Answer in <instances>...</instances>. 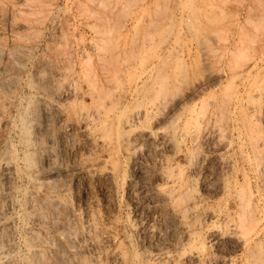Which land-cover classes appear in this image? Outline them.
Returning a JSON list of instances; mask_svg holds the SVG:
<instances>
[{
	"label": "rangeland",
	"instance_id": "374dc122",
	"mask_svg": "<svg viewBox=\"0 0 264 264\" xmlns=\"http://www.w3.org/2000/svg\"><path fill=\"white\" fill-rule=\"evenodd\" d=\"M26 1L27 2L29 1V2L26 3ZM79 1L82 4H80ZM20 3H22V5ZM88 3L89 2H87L86 0H20V2H19V0H7V1L6 0H4V1L0 0V20H1L0 24H2V22L8 23V25H6L7 23L0 25L1 27L3 26L2 28L4 30V31L2 29L0 30V62L2 61L0 64H2V63L5 64L7 62V60L11 57L10 55H12V53H14L13 57H11L12 59L11 60L9 59V61L13 62V63H11V65H9V67H7V69H6V70H8L7 72L2 73L3 71L0 70V78H2V77L3 78L4 77L5 78H13L14 77L20 81V85L18 86L20 89L17 87V92H19V93H17V92L16 93H17V96L19 98L20 97L21 98L19 99V102L17 105L20 108H23V107L25 108L31 102V104H30L31 106L29 105V111L30 112L27 113L28 115L27 114L25 115L26 120H29L28 122H32V123H30V126H33L32 128H34V125H37L38 121L40 120L39 117H41L40 112L38 113L39 110H37L38 106H36L37 105V99L36 98L38 96L37 94L38 93L41 94L42 90H44L45 86L43 84H45L47 82L45 85L48 86V81L52 82V80H56V79L60 80L62 76L64 77L66 75H67V79H73L75 77H76L75 79H82L84 76L89 75V74H91V76H93L94 74L95 75L96 74L101 75L98 77L102 78L104 80H105V78L108 80L111 79L110 85L113 86V84H120L119 89L122 90L120 93L119 89H117V90L113 89L114 91H116L113 94H116V93L117 94H124V92L127 90H132V89L134 90L135 86H136V88L141 90L140 92H142V94L144 96H147V99L151 103V105L155 104L157 102H159V104L163 103L161 100L163 97H164L163 99L166 98L165 100L167 101L168 98H170L172 100V99H176L177 97L178 98L181 96L184 97V95L186 96V95H193L194 94V96H193L194 101L192 102L193 104H190L188 107L189 108H193V107L195 108L196 114L199 116V121L201 120L200 124L205 123V122L207 123L210 121L211 124L216 126V129L220 131V134L222 136L221 137L222 139L220 138L221 141L222 142L224 141L223 143L226 142V144H228L229 147L227 149H224V151H223V148H219L218 150H213L214 154H213V151H208L206 149L204 151L202 150V152H199L200 155L203 154L202 158H204L203 159L204 162H203V165L200 167V169H198V171H197V173H199L200 175L199 174H198L199 176L197 175L198 181L195 184L197 185V187L199 186L200 189H202V190L195 187V184H194V186L192 187L193 189L189 190L191 193L189 195L195 194L194 192L196 190H197L196 193H198V191L200 190L201 192H203L205 194H209L211 196V201L209 200L207 202V204H208V207L210 208V210L212 211L213 215L215 214V217L212 215L211 219L207 221V222H209V223H207V225L209 224V226L211 228H214L217 231L220 230L221 234H222V232H223V234L225 232L223 229L227 230L229 227L232 226V224L226 223L227 221H225V223H224V221H223L224 218L220 217L221 211L223 210V206L225 204L229 203V201H230V203L232 204V211H233V215H234L235 219L237 218L236 216L239 213V205L233 203V202L238 203V200H236V198H234L235 196L232 197L233 194L234 195L236 194V192H241L242 194H244L243 196H245V198L249 197L250 193H254L255 194L254 203L255 204L257 203L256 205H258V203H259V205L257 207L260 206L258 209H260L262 207L263 210L260 209L259 211H260V213L264 214V212H263L264 211V204H263L264 203V201H263V199H264V194H263L264 193V188H263L264 183H262V181H261V180H263V182H264V179H263L264 177L263 178L261 177V179H260V177H257L254 174L255 172H252L251 167L248 165V164H251L250 159H252V158H249V156L252 157V155L250 153L251 150H249L250 143L252 142L251 139L256 137L257 135H260L261 134L260 132H264V116H263L264 115L263 114L264 113V110H263L264 109V0H121V2H120V0H97L93 4L94 6L91 3L90 4H88ZM116 3H118V4H116ZM15 4L18 6L21 5V7L25 6L24 8H22L24 10L25 14L22 12L19 14L14 8ZM87 5H88V8H87ZM8 6H10V7H8ZM9 8L11 9V11L14 10V12H9L10 11ZM90 8H91L90 13H88ZM15 11H16V13H15ZM31 11H32V13H31ZM91 12L94 15H91ZM110 13H111V15H110ZM17 16H19V17H17ZM99 16H101V17H99ZM12 17H14L15 20ZM93 18H94V20H93ZM95 19H96V21H95ZM98 19L101 22H99ZM8 20H11V21L9 22ZM12 21H13V23H12ZM16 21H17V23H16ZM94 22L97 23V26H94V25H96V23H94ZM102 22L104 24H102ZM14 23L16 25L13 28L14 29L13 30L11 28V26H9V25L14 24ZM100 23H101V25H100ZM107 23H109V24H107ZM88 24L92 25V26H88ZM99 25H100L101 29H100ZM108 25H110V27ZM8 27L11 29L8 30L9 29ZM122 27H124V28H122ZM95 28L98 31H96ZM98 28L101 30L100 32H99ZM102 28H104V29H102ZM102 30H104V31L102 32ZM101 32H102V34H101ZM112 32L114 34H112ZM98 33H100V35H102L103 38H102V36L100 37V35ZM104 36L107 40L104 38ZM107 36H108V38H107ZM24 38H26V39H24ZM97 41L98 42L100 41L101 43L100 42L99 43L101 45L100 44L98 45ZM132 41H133V43H132ZM91 42H93V43H91ZM96 43L99 47H101V50L103 51V52L102 51L100 52L101 56L105 55L104 57L107 58V59H105L104 57H102L104 62L103 61H101V62H103L104 64L99 62V61H98V63H96L97 59H95V58H97V53L94 51V48H93L94 46H97ZM111 44H113L114 46ZM129 45L133 46V49ZM83 47H84V49H83ZM129 47L132 50H135V49L136 50L132 51L130 53L131 49ZM14 48H16V49H14ZM81 48L83 50L86 49V51H88L89 54L91 53L90 55H91L92 59L90 60L91 61L90 64H93V66L92 65L88 66V64H86L87 66H83L84 68H87L86 70H84V68H83L84 71L81 70L82 66L79 63V60H80L79 58H81L80 52L82 53ZM91 48H93V49H91ZM143 48H145V50ZM123 49H124V51H123ZM138 50H139V52L141 51L142 54H141V52L139 53ZM127 51L130 54L133 53V55L129 56L130 54ZM93 53L95 54V56ZM16 54L18 55V57ZM52 55H54V56H52ZM66 55H68V56H66ZM69 55H71V56H69ZM107 55H108V57H107ZM64 56H66L65 57L66 60H65ZM16 57L20 58V59H17ZM116 57H117V60H116ZM68 58L71 59L72 62H69L70 60ZM15 60H17L19 68L15 67V66H17L16 65L17 63ZM55 60H56V62H54ZM64 60L65 61L69 60V61H67V64H70V65L68 66L66 64H62L63 62L65 63ZM45 62H46V64L44 66ZM54 63H56V64H54ZM71 63L72 64L74 63V65H73L74 67L71 66ZM75 63H76V65H75ZM61 64L65 65L66 69ZM109 64L110 65L112 64L113 66L109 67ZM128 64L131 66H129ZM152 64H154L153 67H152ZM83 65H85V64H83ZM67 66L69 68H67ZM70 66L73 70L70 69ZM80 66H81V68H80ZM63 67L66 71L63 69ZM8 68L12 69V70H10L12 72H10ZM16 68H18V69H16ZM74 68H76V69H74ZM93 68L95 71L93 70ZM111 68H112V70H111ZM69 69L72 72L69 71ZM54 70L55 71L59 70L60 73L54 72ZM63 71L65 73L66 72L67 73L65 74ZM104 71H106L107 73ZM42 73H44V75ZM61 73H62V75L60 76ZM126 73H127V75H126ZM49 74H51V75L56 74V75L51 76ZM68 74L72 78L68 77L69 76ZM73 74L74 75L76 74V75L74 76ZM56 76H57V78H56ZM18 77L21 79H19ZM52 77H53V79H52ZM112 79H113V81H112ZM129 79H131V80H129ZM135 83H136V85H135ZM41 88H43V89H41ZM37 89H40V90H38L39 92L36 91ZM113 90H112V92H113ZM196 90H198L197 93H196ZM31 91H32V93H31ZM29 92L32 94V96L30 98V102H29V98L27 97V94H30ZM158 93H160V95ZM198 94H199V97H198ZM24 95L26 96V100H25ZM22 96H23V98H22ZM44 97H43V100L45 103H47V107L49 106L48 107L49 109L57 108L56 104L52 101V99L50 97H48L46 95ZM251 97H253L252 98V99H254L253 101H252ZM259 98H262V99H259ZM248 99H249L250 103L247 102ZM33 100H35V101H33ZM45 100H47V101H45ZM255 100H258V102H256ZM202 101H203V103H202ZM198 102H200V103H198ZM34 103L36 105H34ZM246 103L248 104V106L246 105ZM32 104L34 106H36L35 107L36 109L33 107ZM209 104H210V106H208ZM250 104H252V105H250ZM256 104H257V106H256ZM249 105H250V107H249ZM258 106H259V108H258ZM133 107H136V106H133ZM204 107H206V108L204 109ZM30 108H32V109H30ZM160 108H161L160 109L161 111L159 112V115L157 117L158 119L156 118L157 120H155V119L151 120L150 124L152 126L149 124V127L151 126L152 128L151 127L150 128L152 130H154L156 128L154 131L155 133L158 132L157 127H160V126H162V127L158 128L159 131L162 130L163 132L165 131V132H168L170 134L171 133L170 131L172 130V133L175 135V139L178 142L183 141L185 148H186V146L190 147L191 136L183 137L184 138L183 139L179 135L182 133V131L185 128L188 127L187 119H186L187 113L186 114L184 113V115L179 114L177 116L175 112H172V113H175V114H172L170 112L169 108L167 109V107H165V105L164 106L160 105ZM163 108H165L166 110ZM198 108H202V109H200L201 111ZM162 109H163V111H162ZM246 109H248L247 110L248 112L246 111ZM221 110H223V111L221 112ZM197 111H199V112H197ZM250 111L252 113H250ZM261 111H262V113H261ZM162 112H163V114H162ZM241 113L245 116L241 115ZM248 113L250 116L249 115L246 116V114H248ZM253 113L256 115H254ZM32 114H33V116H32ZM38 114L40 115L39 117H38ZM204 114H206V115H204ZM212 114H213V116H211ZM166 116H168L169 118H167ZM174 116H175V118H174ZM239 116H241V117H239ZM258 116H260V118H262V119H260ZM162 117H164V118H162ZM249 117H251L253 119H251ZM255 117H257V118H255ZM30 118L32 119V121L30 120ZM161 118L164 120H162ZM210 118H213V119H210ZM168 119H170L169 122H168ZM216 119L219 121H214ZM220 119H221V121H220ZM238 119L240 122L238 121ZM241 119H243V120H241ZM244 119H246V120H244ZM166 120L168 123H166ZM176 120L177 121L180 120V121L177 122ZM235 120H237V122ZM250 120L252 122L254 120L256 125H254V123H251ZM157 121H158V123H157ZM223 121H224V124H222ZM241 121H243V123ZM166 124H167V126H166ZM241 124H243L244 128L241 127L242 126ZM250 124H251L253 129H251ZM156 125H157V127H156ZM222 125L224 126L223 128H221ZM247 126H248V128H247ZM249 126H250V128H249ZM255 126H257L258 128ZM61 127L59 128L58 131H60L59 134L62 133L61 135H63V136L58 141H57V139H59V137L55 138L56 143H59V146L56 144L57 149L55 146L54 150L56 149L57 151L56 150L55 151L57 153H59V154L61 153V157H63V158H61L62 162L60 160L58 161V163L60 165H58V163H57V165L55 164L51 168H54V166H55V168H57V167L58 168L59 167L64 168L66 166V164L68 163V165H67L68 167L67 166L66 167L72 171L69 172V169H66V171H63V172H53L54 174L53 173L47 174L46 180L50 179L48 181H50L52 183H54V181H55L56 183H54V184H61V183L64 185L67 184V185H65L66 189H67V198H66L67 199V206H68L67 216H68V213L70 216V217L68 216L69 220H67V221H68V223L71 222L70 224H68V228L72 227L73 229L74 228L76 229V230L74 229V231H73L72 228H69V231H73V232L77 231L78 233H80V231L83 230L82 229L83 227L81 228L82 217L84 216V214L87 210L93 211L94 216L96 214L97 215L99 214L98 216L97 215L95 216L98 221H99V219L101 220V218H102V220H101L102 222L99 221L100 222L99 228L97 229L98 233L95 232L94 234L96 236L98 235L99 238L100 237L106 238L109 236H110V238L115 237V239L114 238L111 239L113 241L112 242L113 245L111 246V250H113V248L115 249L116 246L124 243L123 246L125 248L127 247L126 249L129 252L133 251V250L134 251L138 250L139 252L137 251V253L139 255L141 254L140 257L144 258V259H148V258L150 259L152 252H153V254H155V253L156 254L152 255L151 258L155 257L156 255L166 254L167 252L168 253H176L177 249H178V251L185 250L186 252L183 255L184 258H183V256H181V258H179V262H178L179 264H183V262L185 261L186 255L188 253H190V252H188L189 246L186 244V242L184 240L180 241L181 239H183L182 238L183 237L182 232L180 231L181 228L178 226L176 221L174 219H172L173 217L172 216L169 217L170 214H168L165 210H163L161 212L158 211L157 206L159 205V202H157V201H160V199L156 196V194L154 193V191L151 187L152 186L151 181L154 180L153 175L155 174V172L159 168V163H160L159 161H160L161 154L165 155V153L168 151V150H163V152L165 151L163 153L162 150L160 149V147L159 148L157 147V146H159V142H160L159 137L160 136L156 134V136H155L156 139L153 136V138L156 140V143L154 140H152L151 144H150L152 146H150V147L145 146L144 147V148H146V150L144 148H141L142 150L140 149V150H137L135 152L133 149H131V151L129 153H127V152L124 153L125 150L121 151V155L124 156L123 157L124 159L120 155V157H119L120 159H119V162L117 163V165H118V169H119L121 176H124V178H125V185L121 186L120 187L121 189L118 188L119 189L118 190L112 183H107L109 181H107L106 179H101V178H99V176H94V175L92 176V175H88L87 173H84V171L82 169L85 168L84 167L85 163H86V166L89 165L87 163H90V164H91V162L95 163L97 158L100 155L97 154L98 156H96L95 151L88 149L87 146H81L79 144L78 138L76 136L66 135L65 131H63V130H65V127L64 126H61ZM163 127H164V129H163ZM217 127L220 129H218ZM170 128H171V130H170ZM254 129H256V130L254 131ZM221 131H222V133H221ZM223 132H224V134H223ZM248 132L250 133V135ZM254 132H257L258 134L254 133ZM244 134H246V135L244 136ZM239 135H241V136H239ZM66 136H68L69 138H67ZM71 138L73 139V142H72ZM62 139H63V141H62ZM180 139H183V140H180ZM185 139H187V140H185ZM226 140L229 142H227ZM239 140H240V143L242 142L241 143L242 147H241V144H238ZM243 140L244 141L246 140V141L244 142ZM60 142H61L62 147L60 145ZM66 142H67V144H66ZM231 143H233V144H231ZM68 144H69V148L67 147ZM70 144H71V146H70ZM73 144H75V145L73 146ZM63 145H64V147H63ZM153 146H154V148H151ZM234 146H235V148H234ZM244 147H246V148H244ZM65 148L67 149V151ZM62 149H64V151ZM229 149H231V150H229ZM147 150H149V151H147ZM157 150L159 152L160 151L161 152L159 153ZM182 150L185 153V149L183 148V144H182ZM234 150H235V152L233 154ZM72 151H74V152L76 151V153H73L71 155L73 158H71V156H69V153H68V152H70V154H71ZM91 151L93 152V154ZM44 152L42 151V154H41V151L39 153H37L38 156L36 155L37 157H35L36 162H38L40 164L42 163V161L44 160V159L42 160V158H44L46 156V152L45 153ZM63 152H65L64 155H63ZM143 152L144 153L147 152V153L144 154ZM240 152H243V153H240ZM245 152H247V153H245ZM132 153H133V155H132ZM184 153L181 152V155H183ZM227 153H229V154H227ZM90 154H92V155H90ZM124 154L125 155L127 154V155L125 156ZM167 154L169 156V155H171V152L168 151V153H166V155ZM204 154H205V156H204ZM206 154H207V156H206ZM239 154L240 155L243 154V156L240 157ZM77 155H79V156L83 155V156L79 157ZM131 155L133 157H131ZM218 155H219V158H218ZM225 156H226V160H225ZM246 156L248 157V159H246L247 158ZM87 157H88V159H87ZM182 157L185 158V154ZM77 158H79L82 162L78 161L79 159L77 160ZM221 158L225 161V163H223L224 161L221 162L222 161ZM39 159H41V160H39ZM62 159L65 161L63 162ZM67 159H68V162H67ZM147 159L148 160L150 159V160L148 161ZM151 159H152V161H151ZM154 159H155V161H154ZM135 160H137V162ZM248 160H250V161H248ZM83 162H84V164H83ZM147 162H149V163H147ZM229 162H230V164H229ZM248 162H250V163H248ZM80 163H82L83 165H81ZM75 164H77V165H75ZM151 164H153V165H151ZM237 164H239V165H237ZM71 165H72V168H71ZM186 165H188V163L185 160L183 162L182 166L185 169L184 175L188 176L191 174L192 170H188V169H191V166H189V165L186 166ZM219 165H220V168L222 166L221 169L219 168ZM223 165H224V167H223ZM225 165H227V166H225ZM234 165H236V166H234ZM76 166H78L79 168H77ZM210 166H211V168H210ZM242 166H243V168H242ZM125 167H127V168H125ZM238 167H239V169H238ZM76 168H77V170H76ZM154 168H155V170H154ZM186 168H187V170H186ZM248 168H249V170H248ZM79 169H81V170L79 171ZM145 169L147 171L149 170L148 171L149 173ZM222 169H224V170H222ZM226 169H227V172H226ZM233 169L235 170V173H234ZM46 170H47V168H46ZM48 170H50V169H48ZM140 170H141V173H140ZM231 170H233V171H231ZM152 171H154L153 175H152ZM247 171H249V172H247ZM25 172L28 173L29 171L25 170ZM72 172H75V173L73 174ZM77 172H79V173H77ZM221 172H223V175ZM138 173H139V175H138ZM147 173H148V175H147ZM202 173H204V174H202ZM245 173H246V175H245ZM217 174H218V177L216 176ZM227 174H228V176L230 174V179H229V177H227ZM73 175H75V177ZM82 175L83 176L85 175L84 178ZM18 176L19 177H16L18 184L21 182V183L29 186L30 188L32 187L31 186L32 183H30L31 180L28 178L27 175H25L24 173L23 174L21 173ZM137 176L138 177L142 176L144 178H142V177L138 178ZM234 176H236V177H234ZM246 176H247V178H246ZM56 177L58 179H55ZM96 177H98V178H96ZM231 177H233V178H231ZM224 178L226 179V181L224 180ZM241 178H243V179H241ZM245 178L248 180H245ZM22 179H25V180H23L24 182L22 181ZM28 179L30 182L28 181ZM227 179H228V181H227ZM236 179L238 181H241V183L238 182ZM258 179L260 180V182ZM60 180H61V183H60ZM145 180H147V181H145ZM230 180H232V181H230ZM235 180L238 183L235 182ZM254 180H256V181H254ZM201 181H202V183H201ZM222 181H225L226 183H228V185H229L228 190H230L229 191L230 194L228 192H226V190H224V191L222 190V187L220 185L222 183ZM28 182H29V184H28ZM216 182H218L219 184ZM148 183H149V185H148ZM206 183H207V185H206ZM130 184L131 185L133 184L132 185L133 187ZM243 184H245L246 186L245 185L243 186ZM253 184L255 187L253 186ZM135 186H137V187H135ZM209 186H211V187H209ZM248 186H249V188H248ZM212 187L216 188V189H214V191H213ZM236 187H240L239 191H238V188H236ZM252 187H254V188L252 189ZM44 189L45 188H43V190ZM241 189L244 191L242 192ZM144 190H146V191H144ZM214 192L219 193L223 196H221L219 194H215ZM256 192H258V193H256ZM49 193L50 192L47 191V196H48V198H51V194H49ZM68 193H70V194H68ZM143 193H145V194H143ZM13 194L15 195L16 191H14ZM147 194L148 195L150 194L148 198H150L152 196L150 198V201L146 197ZM261 195H262V197H261ZM142 196H144V197H142ZM226 196L228 198H226ZM257 196H259V197H257ZM221 198H223V200ZM151 199H152V201H151ZM224 200H226V202H224ZM212 201L214 204L212 203ZM47 203L48 202H46V204ZM210 203L212 205H210ZM46 206H47L46 207L47 210L46 209H45V211L43 210V212H45L44 215L41 214V212H39V211H38V213H37V211L31 212L32 213V214L30 213L31 216L28 215V217L26 218L27 220L25 222L27 224H25V222H21V220H18V219L15 220L14 224H15L16 228L13 229L14 235L19 232L18 234L15 235V240H14L15 242L13 243V247H15L13 249L15 251L18 250L17 255L16 256L14 255L15 257H17L18 254H20V253H21L20 254L21 256H23L25 254H26L25 256H28L27 255L28 253L26 252V249H25L26 247L24 245L25 239L27 238L28 240L30 239L29 240L30 242H32L35 239V241H33L34 245H31L33 242L30 243V245L33 247H36L38 250H41V252L43 253V255L40 256L43 258L39 257V259H38L39 261H41V263L39 262L38 264H46L47 262L52 263V262H54V260H56L55 250L57 249V246L59 245V243H63L62 241H64V239L62 238L63 236L61 237L60 236L61 234H59L55 230L56 227L52 224L51 219H52V215L55 212L52 211L48 205H46ZM154 206H156V210L158 212L155 211ZM236 206L238 209L236 208ZM71 207L73 210L74 209L75 210L73 211L71 209ZM84 208H86V209H84ZM49 211L52 213H50ZM162 212L167 213L168 214V215L166 214L167 217ZM240 212H241V210H240ZM48 213L51 214L50 215L51 218L49 215H47ZM76 213H77V216H76ZM263 214H261V215L263 216V223L262 224L264 225V215ZM55 215L57 216V213H55ZM72 215H74V216H72ZM78 215H79L80 219L78 218ZM153 215H155V217ZM161 215H163V216H161ZM44 216H46V217L43 218ZM53 217H54V215H53ZM68 217H67V219H68ZM97 217H100V218H97ZM160 217L161 218L164 217V218L160 219ZM38 218H40V219H38ZM165 218H167V219H165ZM218 218H220V219H218ZM47 219L51 223L46 221ZM164 219L166 221H163ZM221 219H222V221H220ZM153 220H155V221H153ZM160 220H162V221H160ZM173 220H174V222L172 223ZM135 221L138 223L135 224L136 223ZM7 222L9 224L12 223L11 221H7ZM105 222L107 224H105ZM108 222H110V224ZM128 222H129V224H128ZM212 222H214V223H212ZM216 222H218L219 224H217ZM132 223L135 225L136 228L133 227L134 225ZM111 224H112V226H111ZM222 224L225 225L224 228H222L224 226ZM100 225H103V226L100 228ZM76 226H78V227H76ZM157 226H159V227H157ZM215 226L217 229L215 228ZM150 227L151 228L154 227L153 228L154 230L151 229L153 231L150 230V232H148ZM44 228H45V230H44ZM99 229L101 231L107 230L108 232L104 231L102 234V232ZM141 229H143V231ZM159 229H160V231H159ZM69 231H67V235H68ZM139 232H140V235H138ZM145 232H148V233H145ZM106 233H107V235H106ZM109 233L112 235V237ZM144 233L146 234V236ZM149 234L151 237L147 236ZM152 234L154 237L152 236ZM103 235L104 236L106 235V236L104 237ZM178 235H181L180 238ZM5 236H6V234H3L4 238H5ZM16 236L19 237L20 240L18 238H16ZM34 236H36V237L34 238ZM138 236L141 238H139ZM116 238H118V239H116ZM138 238H139V240H138ZM204 239H205V243H207V245H208L207 239L206 238H204ZM44 240H45V242H44ZM48 240L50 242H48ZM38 242H40V244L43 243V245L42 244L39 245ZM53 242H56V244H54ZM226 242H227V244H226ZM44 243L45 244L47 243V244L45 245ZM175 243H178V244H176L177 246L175 245ZM35 244H36V246H35ZM48 244L51 245V247H49ZM130 244L132 247L130 246ZM54 245H56V246L54 247ZM69 245L70 244H68V242H67V247L65 246L66 248H64L65 252L62 251V254L59 256L60 262L63 264H73V263L75 264L77 262V264H78L79 262L75 258L76 251H75V249H73ZM134 245L136 247H134ZM225 245H227V246H225ZM232 245L234 248L232 247ZM18 246H20V247H18ZM186 246H188V247H186ZM39 247H40V249H39ZM41 247H42V249L44 248L43 251H42ZM16 248H18V249H16ZM185 248H187V250ZM221 248H223V249H221ZM155 249L157 251H155ZM172 249H174V252H172L173 251ZM213 249H214V251H213ZM217 249L208 247V251L210 250L209 253L212 252L211 254H213V252H216V254L219 253L218 255H221V254L225 255V256H223V255H221V256L225 257L226 259L228 258L226 261L227 264L229 263V261L231 259H234L235 257L237 258L242 254V250H240L241 248H239L234 241H230V240H227L224 243H222L220 246H218ZM228 249L230 251H232L233 253L230 252ZM233 249H236V250H233ZM166 250H168V251L166 252ZM66 251H67V254H66ZM162 251H163V253H160ZM222 251H223V253H222ZM71 252H73V255ZM229 252L231 253V255ZM50 253L52 255H50ZM53 253H54V255H53ZM142 255H143V257H142ZM25 256H23L21 258V260L19 259V261H20L19 264H27ZM73 256L75 259L73 258ZM40 259H42V260H40ZM226 263H222V264H226ZM107 264H110V260L108 261ZM200 264H202V263H200ZM203 264H205V263H203Z\"/></svg>",
	"mask_w": 264,
	"mask_h": 264
},
{
	"label": "bare ground",
	"instance_id": "6f19581e",
	"mask_svg": "<svg viewBox=\"0 0 264 264\" xmlns=\"http://www.w3.org/2000/svg\"><path fill=\"white\" fill-rule=\"evenodd\" d=\"M4 1V0H3ZM7 1V0H6ZM87 2H89L88 4H94L97 0H86ZM20 2V0H19ZM29 2V1H28ZM26 1V3H28ZM52 2V1H51ZM85 2V1H84ZM121 2V0H120ZM11 3V2H10ZM33 3V2H32ZM31 3V4H32ZM80 3V1H79ZM22 5V3H20ZM30 4V3H29ZM82 4V3H80ZM118 4V3H116ZM15 4V10L20 14L21 12L24 13V10L21 7ZM27 5V4H26ZM37 5V4H36ZM85 5V4H84ZM98 5V4H97ZM11 6V5H10ZM8 6V7H10ZM14 6V5H13ZM50 6V5H49ZM86 6V5H85ZM94 6V5H93ZM35 7V6H34ZM38 7V6H37ZM27 8V7H26ZM31 8V7H30ZM88 8V5H87ZM45 9V8H44ZM118 9V8H117ZM9 12H14L11 11V9L9 8ZM28 10V9H27ZM31 10V9H30ZM91 8L89 9L90 13ZM15 11V13H16ZM34 11V10H33ZM43 11V10H42ZM93 11V10H92ZM94 12V11H93ZM8 13V12H7ZM32 13V11H31ZM48 13V12H47ZM145 13V12H144ZM4 14V13H3ZM14 14V13H13ZM25 14V13H24ZM97 14V13H96ZM9 15V14H8ZM22 15V14H21ZM39 15V14H38ZM47 15V14H46ZM91 15L92 14L91 12ZM107 15V14H106ZM111 15V13H110ZM26 16V15H25ZM24 16V17H25ZM48 16V15H47ZM88 16V15H87ZM6 17V16H5ZM19 17V16H17ZM21 17V16H20ZM27 17V16H26ZM93 17V16H92ZM91 17V18H92ZM101 17V16H99ZM135 17V16H134ZM141 17V16H140ZM14 19V17H12ZM42 18V17H41ZM90 18V17H89ZM95 18V17H94ZM93 18V20H94ZM8 19V18H7ZM17 19V18H16ZM103 19V18H102ZM15 20V19H14ZM34 20V19H33ZM45 20V19H44ZM107 20V19H106ZM9 22L11 20H8ZM36 21V20H35ZM38 21V20H37ZM96 21V19H95ZM99 21V19H98ZM97 21V22H98ZM109 21V20H108ZM112 21V20H111ZM123 21V20H122ZM1 22V20H0ZM101 22V21H99ZM124 22V21H123ZM7 23V22H4ZM2 22V24H4ZM13 23V21H12ZM17 23V21H16ZM38 23V22H37ZM96 23V22H94ZM125 23V22H124ZM129 23V22H128ZM0 24V25H2ZM10 24V23H9ZM19 24V23H18ZM25 24V23H24ZM40 24V23H39ZM102 24H104L102 22ZM109 24V23H107ZM137 24V23H136ZM8 25V23L6 24ZM15 23L11 24L9 26H11V28L13 29L15 27ZM20 25V24H19ZM36 25V24H35ZM101 25V23H100ZM99 25V27H100ZM126 25V24H125ZM22 26V25H21ZM27 26V25H26ZM88 26H92L89 25ZM87 26V27H88ZM97 26V23L96 25ZM93 26V27H94ZM103 26V25H102ZM110 27V25H108ZM107 26V27H108ZM112 26V25H111ZM3 27V26H2ZM0 26V30L2 28ZM25 27V26H24ZM28 27V26H27ZM114 27V26H113ZM118 27V26H117ZM125 27V26H124ZM122 27V28H124ZM9 28V27H8ZM11 28H9L8 30H10ZM29 28V27H28ZM92 28V27H91ZM90 28V29H91ZM105 28V27H104ZM102 28V29H104ZM116 28V27H115ZM121 28V29H122ZM93 29V28H92ZM96 29V28H95ZM94 29V30H95ZM99 29V28H98ZM101 29V27H100ZM99 29V32L101 31ZM113 29V28H112ZM120 29V30H121ZM126 29V28H125ZM14 30V29H13ZM4 31V30H3ZM96 31H98L96 29ZM104 30H102L103 32ZM106 31V30H105ZM117 31V30H116ZM14 32V31H13ZM16 32V31H15ZM30 32V31H29ZM101 32V34H102ZM132 32V31H131ZM97 33V32H96ZM111 33V32H110ZM34 34V33H33ZM100 35V33H98ZM112 34H114L112 32ZM18 35V34H17ZM97 35V34H96ZM98 35V36H99ZM109 35V34H108ZM13 36V35H12ZM102 35H100L101 37ZM118 36V35H117ZM33 37V36H32ZM94 37V36H93ZM103 38V36H102ZM101 38V39H102ZM105 38V36H104ZM108 38V36H107ZM129 38V37H128ZM23 39V38H22ZM26 39V38H24ZM100 39V38H99ZM98 39V40H99ZM106 39V38H105ZM104 40V39H103ZM107 40V39H106ZM105 40V41H106ZM113 40V39H112ZM101 41V40H100ZM99 41V42H100ZM14 42V41H13ZM98 42V41H97ZM98 42V45L101 43ZM103 42V41H102ZM109 42V41H108ZM112 42V41H111ZM15 43V42H14ZM13 43V44H14ZM93 43V42H91ZM133 43V41H132ZM27 44V43H26ZM17 45V44H16ZM95 45V44H94ZM97 45V43H96ZM94 46V51L97 53V62H101L103 61L102 57H104L103 55L101 56L100 52L101 47L99 46ZM101 45V44H100ZM113 45V44H111ZM132 45V44H131ZM137 45V44H136ZM15 46V45H14ZM83 46V45H82ZM110 46V45H109ZM114 46V45H113ZM130 46V45H129ZM142 46V45H141ZM20 47V46H19ZM107 47V46H106ZM133 49V46H130ZM129 47V48H130ZM11 48V47H10ZM66 48V47H65ZM91 48V49H93ZM109 48V47H108ZM123 48V47H122ZM2 49V48H1ZM12 49V48H11ZM16 49V48H14ZM13 49V50H14ZM82 49V48H81ZM84 49V47H83ZM81 50L82 53L80 52L81 58H79V63L82 66L83 70V66H87L86 64H88V66L93 64H90V60L92 59L91 57V53L89 54L88 51L85 50ZM88 49V48H87ZM131 49V48H130ZM129 49V50H130ZM130 51V53L132 50ZM145 50V48H143ZM153 49V48H152ZM20 50V49H19ZM89 50V49H88ZM127 50V49H126ZM10 51V50H9ZM23 51V50H22ZM124 51V49H123ZM170 51V50H169ZM16 52V51H15ZM67 52V51H66ZM73 52V51H72ZM90 52V51H89ZM93 52V51H92ZM94 52V53H95ZM103 52V51H102ZM107 52V51H106ZM128 52V51H127ZM139 52V50H138ZM141 52V51H140ZM139 52V53H140ZM152 52V51H151ZM12 53V52H11ZM19 53V52H18ZM17 53V54H18ZM52 53V52H51ZM93 53V54H94ZM124 53V52H123ZM122 53V54H123ZM129 53V52H128ZM129 53V54H130ZM135 53V52H134ZM6 54V53H5ZM13 54L10 55L11 57H13ZM16 54V55H17ZM23 54V53H22ZM27 54V53H26ZM29 54V53H28ZM65 54V53H64ZM103 54V53H102ZM110 54V53H109ZM121 54V53H120ZM127 54V53H126ZM128 54V55H129ZM142 54V52H141ZM144 54V53H143ZM19 55V54H18ZM17 55V57H18ZM112 55V54H111ZM119 55V54H118ZM133 55L130 54L129 56ZM54 56V55H52ZM56 56V55H55ZM68 56V55H66ZM64 56V58L66 57ZM71 56V55H69ZM95 56V54H94ZM110 56V55H109ZM9 57V56H8ZM9 58L10 60L12 58ZM16 57V58H17ZM21 57V56H20ZM75 57V56H74ZM108 57V55H107ZM113 57V56H112ZM7 58V57H6ZM48 58V57H47ZM60 58V57H59ZM58 58V59H59ZM71 58V57H70ZM105 59H107L106 57H104ZM160 58V57H159ZM9 59L7 60V62L5 64H0V70L4 72H7L8 70L7 67H9V65H11ZM20 59V58H17ZM57 59V60H58ZM61 59V58H60ZM69 59V58H68ZM94 59V60H95ZM104 59V60H105ZM132 59V58H131ZM63 60V59H62ZM66 60V58H65ZM64 60V61H65ZM70 60V61H69ZM67 61L72 62L71 59H69ZM114 60V59H113ZM117 60V57H116ZM138 60V59H137ZM13 61V60H12ZM17 63V60H15ZM41 61V60H40ZM43 61V60H42ZM53 61V60H52ZM67 61H65V63L61 62L62 64H66V65H70L67 64ZM109 61V60H108ZM112 61V60H111ZM130 61V60H129ZM136 61V60H135ZM162 61V60H161ZM2 62V61H1ZM0 62V63H1ZM48 62V61H47ZM56 62V60L54 61ZM104 62V61H103ZM101 62V63H103ZM124 62V61H123ZM259 62V61H258ZM93 63V62H92ZM122 63V62H121ZM128 63V62H127ZM126 63V64H127ZM149 63V62H148ZM164 63V62H163ZM162 63V64H163ZM46 62L44 63L45 66ZM56 64V63H54ZM61 64V65H62ZM85 64V65H83ZM104 64V63H103ZM108 64V63H107ZM124 64V63H123ZM158 64V63H157ZM18 67V63L16 64ZM40 65V64H39ZM60 65V64H59ZM74 63H71V66H73ZM76 65V63H75ZM99 65V64H98ZM101 65V64H100ZM129 65V64H128ZM143 65V64H142ZM154 64H152L153 67ZM65 67V65H62ZM67 66V68H69ZM70 66V69H72ZM80 66V68H81ZM104 66V65H103ZM113 66L112 64H109V67ZM131 66V65H129ZM157 66V65H156ZM23 67V66H22ZM63 67V69H64ZM74 67V66H73ZM96 67V66H95ZM94 67V68H95ZM101 67V66H100ZM133 67V66H132ZM19 68V67H18ZM16 68V69H18ZM57 68V67H56ZM93 68V70H94ZM116 68V67H115ZM119 68V67H118ZM9 71L12 70L10 68H8ZM15 69V68H14ZM50 69V68H49ZM52 69V68H51ZM58 69V68H57ZM62 69V68H61ZM62 69V70H63ZM66 69V67H65ZM64 69V70H65ZM69 69V71H71ZM76 69V68H74ZM87 68H84V70H86ZM102 69V68H101ZM143 69V68H142ZM6 70V71H5ZM73 70V69H72ZM83 70V71H84ZM92 70V71H93ZM103 70V69H102ZM112 70V68H111ZM115 70V69H114ZM245 70V69H244ZM66 71V70H65ZM68 71V70H67ZM75 71V70H74ZM73 71V72H74ZM82 71V72H83ZM88 71V70H87ZM90 71V70H89ZM95 71V70H94ZM93 71V72H94ZM99 71V70H98ZM108 71V70H107ZM12 72V71H10ZM52 72V71H51ZM54 72H59L55 71ZM64 72V71H63ZM62 72V73H63ZM72 72V71H71ZM97 72V71H96ZM95 72V73H96ZM103 72V71H102ZM106 72V71H104ZM112 72V71H111ZM125 72V71H124ZM142 72V71H141ZM62 73L60 74V76L62 75ZM65 73V72H64ZM67 73V72H66ZM65 73V74H66ZM85 73V72H84ZM107 73V72H106ZM255 73V72H254ZM7 74V73H6ZM44 75V73H42ZM77 74V73H76ZM75 74V75H76ZM101 74V73H100ZM235 74V73H234ZM51 75V74H49ZM53 75V74H52ZM51 75V76H52ZM56 75V74H55ZM53 75V76H55ZM69 75V74H68ZM74 75V74H73ZM74 75V76H75ZM83 75V74H82ZM86 75V74H85ZM104 75V74H103ZM107 75V74H106ZM127 75V73H126ZM239 75V74H238ZM241 75V74H240ZM2 76V75H1ZM59 76V75H58ZM98 76L101 75H93L91 76V74L84 76L82 79H67V75L66 76H62L60 80H57V76H56V80H52V82L48 81V86L43 84L44 90H42V93H38L40 89H37L36 91H38L36 94L37 96V105L34 103V105L38 106L37 110L38 113L40 112L41 117H39L40 115L38 114V117L40 118V120L38 121L37 125H34V128H32L33 126H30V123L32 122H28L29 120H26L25 115L30 112L29 111V105L31 104L30 102V98L32 96V91L30 94H27V97L29 98V102L30 104L28 106H26L25 108H20L18 107V102H19V98L17 96V87L20 85V81L17 78H0V264H19V259L21 260V258L23 256H21L20 254H18L17 257H15L17 255V251H15L13 248V243L15 242V235L18 234L16 233L14 235L13 229H15V220H21V222H25L30 215L31 212L33 211H38L41 212V214L44 215L45 212H43V210L45 211L46 209V205H48L52 211H54L55 213H57V216L55 215V213L52 215V224L56 227V231L61 234L60 236L64 239V241H62L63 243H59V245L57 246V249L55 250V258L56 260H54V262L52 263H46V264H63L60 262L59 256L62 254V251H64V248L67 247V242L68 244H70L69 246H71L73 249H75L76 254H75V258L76 260L79 262L78 264H107L108 261L110 260V264H179V258H181V256L184 255V253L186 252L185 250L182 251H176V253H168L166 250V254H161V255H156L155 257L151 258L153 254L150 256V259H144L141 258V254L139 255L137 253V251L133 250V251H128L122 243L118 246L115 247V249L113 248V250H111V246L113 245V241L111 240L112 238L115 239V237H106V238H102V237H98V235L96 236L94 233L97 232V229L99 228V221L101 220L99 219V221L96 219V215L94 216V212L93 211H89L87 210L84 214V216L82 217V226L81 228L83 230L80 231V233H78L77 231L73 232L74 229L72 227L73 231H69L68 228V224H70L71 222L68 223L67 220H69V213L67 216V211H68V206H67V189L66 186L67 184H62L61 180L60 183L61 184H54L56 183L54 181V183L46 180L47 174H51L53 172H63L66 171V169L68 166V163L66 164V166L64 168H51L53 165H57L58 161H61V153H57L56 149L57 146L56 144L59 146V143H56L55 138L59 137L58 140H60V138H62L63 135L59 134L60 131L59 128L61 126L65 127V133L66 135L69 136H76L78 138V142L81 146H87L88 149H91L93 151H95V155L98 156L97 154H99L100 156L97 158L96 162L92 163H87L89 165L86 166L85 163V168L82 169L84 171V173H87L88 175H94V176H99V178L101 179H106L107 183H112L117 189L120 188L121 186L125 185V178L124 176H121L119 169H118V165L117 163L119 162V157L121 155V151L125 150L124 153H129L131 151V149H133L135 152L137 150H140L141 148H144L145 146L150 147L152 145L151 141L154 140L156 143V134L159 135L160 137V142H159V146H157L158 148L160 147V149L162 150H168L169 152H171V155L168 156V154L166 155V153H168V151L165 153V155L161 154L160 157V163H159V168L157 169V171L155 172V174L153 175L152 171V175L154 176L153 179L151 181L152 183V189L154 191V193L156 194V196L160 199L159 205L157 206L158 211H163L165 210L168 214H170L169 217H173L172 219H174L176 221V223L178 224V226L181 228V232L183 235V239H181L180 241L184 240L186 242V244L189 246V251L190 253H188L185 257V261L183 262V264H200V263H205V264H222V263H226L227 259L221 255L216 254V252H213V254L209 253L210 250L208 251V247L209 248H215L217 249L218 246H220L222 243H224L227 240L230 241H234L237 246L239 248H241L240 250H242V254L239 257H235L234 259H231L229 261L228 264H264V225L263 223V216L260 213V209H262V207L260 209H258L259 207H257L259 205H256L254 203V198H255V194L254 193H250L249 197L243 196L244 194H242L241 192H236V194L232 197L236 198V200H238L237 202H233L235 204L239 205V213L237 214V218L235 219L234 215H233V211H232V204L227 203L223 206V210L221 211V216L224 218V223L225 221H227L226 223H230L232 224L231 227H227L225 229H223L225 232L223 234L220 233V230L217 231L214 228H211L209 226V224L207 225L208 220L211 219L213 213L210 210V208L208 207L207 202L210 200L211 201V196L209 194H205L203 192H201L200 187L195 184L198 181V176L200 175L199 173H197L198 169H200V167L203 165L204 162V158L203 154L200 155L199 152H202V150L204 151L205 149L208 151H213V150H218L219 148H223L227 149L229 147L228 144L223 143L221 141V134L220 131L216 129V126H214L213 124L209 122H205L200 124L199 121V116L196 114V110L195 108H189L188 106L190 104H193L192 102L194 101V94L193 95H184L181 97H177L176 99H170L168 98L167 101L165 99H161L163 103L159 104V102L152 104L148 101L147 96H144L142 94V92H140L141 90H139L138 88H136L133 90H127L124 92V94H113L114 91L113 89H119L120 84H113V86L110 85V80L111 79H102L99 78ZM105 76V75H104ZM122 76V75H121ZM38 77V76H37ZM50 77V76H49ZM68 77H71L70 75ZM78 77V76H77ZM117 77V76H116ZM128 77V76H127ZM233 77V76H232ZM237 77V76H236ZM19 78V77H18ZM59 78V77H58ZM72 78V77H71ZM109 78V77H108ZM238 78V77H237ZM21 79V78H19ZM53 79V77H52ZM131 80V79H129ZM137 80V79H136ZM113 81V79H112ZM44 82V81H43ZM133 82V81H132ZM40 83V82H39ZM119 83V82H118ZM123 83V82H122ZM263 84V83H262ZM110 85V86H109ZM123 85V84H122ZM131 85V84H130ZM136 85V83H135ZM30 86V85H29ZM47 86V87H46ZM33 87V86H32ZM36 87V86H35ZM138 87V86H137ZM141 87V86H140ZM195 87V86H194ZM246 87V86H245ZM19 88V87H18ZM38 88V87H37ZM20 89V88H19ZM43 89V88H41ZM128 89V88H127ZM141 89V88H140ZM196 89V88H195ZM204 89V88H203ZM250 89V88H249ZM113 90V92H112ZM120 90V89H119ZM200 90V89H199ZM261 90V89H260ZM44 91V92H43ZM122 90H120L121 93ZM179 91V90H178ZM198 90H196L197 93ZM17 92V93H16ZM158 92V91H157ZM199 93V92H198ZM34 94V93H33ZM160 95V93H158ZM172 94V93H171ZM201 94V93H200ZM248 94V93H247ZM260 94V93H259ZM258 94V95H259ZM48 96L52 99V101L56 104L57 108H51L49 109L47 107V103L44 102L43 97L44 96ZM164 95V94H163ZM180 95V94H179ZM252 95V94H251ZM250 95V96H251ZM25 96V95H24ZM196 96V95H195ZM159 97V96H158ZM157 97V98H158ZM199 97V94H198ZM254 97V96H253ZM251 97V99L253 98ZM23 98V96H22ZM45 98V97H44ZM47 98V97H46ZM197 98V97H196ZM248 98V97H247ZM250 98V97H249ZM160 99V98H159ZM158 99V100H159ZM226 99V98H225ZM237 99V98H236ZM250 99V100H251ZM256 99V98H255ZM262 99V98H259ZM25 100H26V96H25ZM164 100V101H163ZM239 100V99H238ZM246 100V99H245ZM254 99H252L253 101ZM35 101V100H33ZM47 101V100H45ZM256 102H258V100H255ZM51 102V101H50ZM197 102V101H196ZM244 102V101H243ZM249 102V99L248 101ZM261 102V101H260ZM33 103V102H32ZM52 103V102H51ZM200 103V102H198ZM203 103V101H202ZM250 103V102H249ZM252 103V102H251ZM135 104V105H134ZM205 104V103H204ZM244 104V103H243ZM242 104V105H243ZM260 104V103H259ZM33 105V104H32ZM33 107L35 108L36 106ZM160 105L167 107V109L169 108L170 112H175L176 115L178 116L180 115H184V113H187V125L188 127L185 128L180 135L181 138L183 137H187V136H191V141H190V147L186 146L183 143V141L178 142L175 139V135L172 133V130L170 128V134L168 132H163L161 129V131H159L158 128L162 127L160 126L161 122L159 123L160 127H157L158 132L155 133V129L152 130L151 128V120H157L159 112L161 111L160 109ZM199 105V104H198ZM246 105L248 106V104L246 103ZM252 105V104H250ZM249 105V107H250ZM254 105V104H253ZM262 105V104H261ZM260 105V106H261ZM25 106V105H24ZM31 106V105H30ZM51 106V105H50ZM55 106V105H54ZM53 106V107H54ZM136 106V107H133ZM200 106V105H199ZM210 106V104L208 105ZM223 106V105H222ZM244 106V105H243ZM257 106V104H256ZM22 107V106H21ZM201 107V106H200ZM237 107V106H236ZM240 107V106H239ZM246 107V106H245ZM206 107H204L205 109ZM208 108V107H207ZM254 108V107H253ZM259 108V106H258ZM257 108V109H258ZM32 109V108H30ZM36 109V108H35ZM165 109V108H163ZM162 109V111H163ZM197 109V108H196ZM199 110L202 108H198ZM219 109V108H218ZM227 109V108H226ZM34 110V109H33ZM166 110V109H165ZM213 110V109H212ZM248 109H246L247 111ZM250 110V109H249ZM253 110V109H252ZM262 110V109H261ZM264 110V109H263ZM35 111V110H34ZM201 111V110H200ZM207 111V110H206ZM223 110H221L222 112ZM240 111V110H239ZM243 111V110H242ZM241 111V112H242ZM255 111V110H254ZM253 111V112H254ZM36 112V111H35ZM167 112V111H166ZM165 112V113H166ZM199 112V111H197ZM204 112V111H203ZM237 112V111H236ZM248 112V111H247ZM170 113V114H171ZM172 113V114H175ZM201 113V112H200ZM215 113V112H214ZM246 113V112H245ZM250 113H252L250 111ZM259 113V112H258ZM262 113V111H261ZM36 114V113H35ZM34 114V115H35ZM161 114V113H160ZM163 114V112H162ZM217 114V113H216ZM254 114V113H253ZM264 114V113H263ZM28 115V114H27ZM168 115V114H167ZM175 115V116H176ZM200 115V114H199ZM206 115V114H204ZM203 115V116H204ZM209 115V114H208ZM232 115V114H231ZM241 115H243L241 113ZM249 115L246 114V116ZM256 115V114H254ZM33 116V114H32ZM163 116V115H162ZM174 116V118H175ZM213 116V114L211 115ZM210 116V117H211ZM234 116V115H233ZM245 116V115H243ZM242 116V117H243ZM250 116V115H249ZM264 116V115H263ZM262 116V117H263ZM167 118H169L168 116H166ZM205 117V116H204ZM221 117V116H220ZM241 117V116H239ZM253 117V116H252ZM260 118V116H258ZM32 118V117H31ZM30 118V120L32 121V119ZM157 118V119H156ZM160 118V117H159ZM164 118V117H162ZM161 118V119H162ZM171 118V117H170ZM184 118V117H183ZM207 118V117H206ZM219 118V117H218ZM251 118V117H249ZM257 118V117H255ZM160 119V120H161ZM173 119V118H172ZM171 119V120H172ZM179 119V118H178ZM182 119V118H181ZM213 119V118H210ZM209 119V120H210ZM215 119V118H214ZM240 119V118H239ZM238 119V121H239ZM253 119V118H251ZM262 119V118H260ZM37 120V119H36ZM164 120V119H162ZM175 120V119H174ZM207 120V119H206ZM243 120V119H241ZM246 120V119H244ZM255 120V119H254ZM253 120V122L251 121V123L255 124V121ZM159 121V120H158ZM157 121V123H158ZM170 121V119H168V122ZM177 121V120H176ZM180 121V120H178ZM177 121V122H178ZM205 121V120H204ZM214 121H219V120H214ZM221 121V119H220ZM237 122V120H235ZM249 121V122H250ZM153 122V121H152ZM163 122V121H162ZM166 120V123H168ZM182 122V121H181ZM228 122V121H227ZM240 122V121H239ZM243 123V121H241ZM246 122V121H245ZM260 122V121H259ZM180 123V122H179ZM178 123V124H179ZM215 123V122H214ZM217 123V122H216ZM247 123V122H246ZM34 124V123H33ZM149 124L151 125L149 127ZM154 124V123H153ZM218 124V123H217ZM216 124V125H217ZM224 124V121L223 123ZM165 125V124H164ZM163 125V126H164ZM220 125V124H219ZM237 125V124H236ZM243 126V124H241ZM247 125V124H246ZM167 126V124H166ZM232 126V125H231ZM251 126V124H250ZM249 126V128H250ZM155 127V126H154ZM165 127V126H164ZM163 127V129H164ZM170 127V126H169ZM168 127V128H169ZM224 126L222 125L221 128H223ZM257 127V126H255ZM260 127V126H259ZM62 128V127H61ZM166 128V127H165ZM174 128V127H173ZM181 128V127H180ZM179 128V129H180ZM218 128V127H217ZM239 128V127H238ZM242 128V129H243ZM248 128V126H247ZM258 128V127H257ZM256 128V129H257ZM263 128V127H262ZM220 129V128H218ZM251 129L252 126H251ZM250 129V130H251ZM254 129V131L256 130ZM168 130V129H167ZM236 130V129H235ZM259 130V129H258ZM257 130V131H258ZM253 131V130H252ZM260 131V130H259ZM180 132V131H179ZM245 132V131H244ZM247 132V131H246ZM175 133V132H174ZM222 133V131H221ZM249 133V132H248ZM257 133V132H254ZM260 135H255L256 137L252 138V142L250 143V148L249 150H251V156H249V158H252L248 161L251 162V164H248L251 167V171L255 172L254 174L257 177H264V132H260ZM173 134V135H172ZM224 134V132H223ZM238 134V133H237ZM246 134H244L245 136ZM250 135V133H249ZM154 136V138H153ZM225 136V135H224ZM223 136V137H224ZM241 136V135H239ZM67 138H69L68 136H66ZM158 138V137H157ZM178 138V137H177ZM221 138V139H220ZM240 138V137H239ZM238 138V139H239ZM72 139V138H71ZM179 139V138H178ZM184 139V138H183ZM180 139V140H183ZM188 139V138H187ZM185 139V140H187ZM224 139V138H223ZM243 139V138H242ZM69 140V139H68ZM184 140V141H185ZM190 140V139H189ZM247 140V139H246ZM245 140V141H246ZM63 141V139H62ZM67 141V140H66ZM70 141V140H69ZM77 141V140H76ZM75 141V142H76ZM159 141V140H158ZM157 141V142H158ZM227 141V140H226ZM244 141V140H243ZM244 141V142H245ZM73 142V139H72ZM188 142V141H187ZM229 142V141H227ZM71 143V142H70ZM189 143V142H188ZM242 143V142H241ZM240 140L238 144H241ZM67 144V142H66ZM72 144V143H71ZM70 144V146H71ZM78 144V143H77ZM78 144V145H79ZM182 144H183V148L185 149V153L182 150ZM233 144V143H231ZM249 144V143H248ZM247 144V145H248ZM61 145V142H60ZM75 144H73L74 146ZM149 145V146H148ZM189 145V144H188ZM56 146V151L54 150V147ZM80 146V147H81ZM236 146V145H235ZM234 146V148H235ZM62 147V145H61ZM64 147V145H63ZM69 148V144L67 146ZM231 147V146H230ZM240 147V146H239ZM238 147V148H239ZM242 147V144H241ZM83 148V147H82ZM86 148V147H85ZM151 148H154L151 147ZM157 148V149H158ZM233 148V147H232ZM246 148V147H244ZM66 149V148H65ZM75 149V148H74ZM81 149V148H80ZM87 149V148H86ZM146 150V148H144ZM150 149V148H149ZM156 149V148H155ZM64 151V149H62ZM82 150V149H81ZM84 150V149H83ZM132 150V151H133ZM142 150V149H141ZM231 150V149H229ZM242 150V149H241ZM240 150V151H241ZM41 151L46 152V156L44 158H42V163H38L35 160V157L38 156L37 153H39ZM67 151V149H66ZM65 151V152H66ZM86 151V150H85ZM89 151V150H88ZM144 151V150H143ZM149 151V150H147ZM158 151V150H157ZM222 151V150H221ZM237 151V150H236ZM247 151V150H246ZM44 152V153H45ZM63 152V155L64 153ZM78 152V151H77ZM83 152V151H82ZM92 152V151H91ZM142 152V151H141ZM155 152V151H154ZM159 152V151H158ZM161 152V151H160ZM159 152V153H160ZM165 152V151H164ZM163 152V153H164ZM181 152L185 154V158L182 157L183 155H181ZM207 152V151H206ZM216 152V151H215ZM228 152V151H227ZM235 150L233 151L234 154ZM238 152V151H237ZM248 152V151H247ZM245 152V153H247ZM43 153V154H44ZM69 156H71L73 153H76V151H72L71 154L70 152ZM139 153V152H138ZM144 153V152H143ZM147 153V152H146ZM144 153V154H146ZM149 153V152H148ZM243 153V152H240ZM67 154V153H66ZM93 154V152H92ZM90 154V155H92ZM137 154V153H136ZM142 154V153H141ZM214 154V151H213ZM229 154V153H227ZM249 154V153H248ZM37 155V156H36ZM76 155V154H75ZM125 155V154H124ZM127 155V154H126ZM125 155V156H126ZM133 155V153H132ZM131 155V157H133ZM135 155V154H134ZM139 155V154H138ZM152 155V154H151ZM159 155V154H158ZM240 155V154H239ZM67 156V155H66ZM79 156V155H77ZM83 156V155H81ZM79 156V157H81ZM122 158L124 157L123 155H121ZM141 156V155H140ZM143 156V155H142ZM160 156V155H159ZM205 156V154H204ZM207 156V154H206ZM228 156V155H227ZM243 156L240 155V157ZM68 157V156H67ZM130 157V158H131ZM146 157V156H145ZM156 157V156H155ZM211 157V156H210ZM247 157V156H246ZM65 158V157H64ZM71 158H73L71 156ZM85 158V157H84ZM142 158V157H141ZM158 158V157H157ZM184 158V159H183ZM207 158V157H206ZM215 158V157H214ZM219 158V155H218ZM69 159V158H68ZM67 159V162H68ZM79 158H77L78 160ZM88 159V157H87ZM124 159V158H123ZM122 159V160H123ZM138 159V158H137ZM144 159V158H143ZM156 159V158H155ZM154 159V161H155ZM213 159V158H212ZM222 159V158H221ZM241 159V158H240ZM248 159V157L246 158ZM41 160V159H39ZM63 160V159H62ZM75 160V159H74ZM127 160V159H126ZM148 160V159H147ZM146 160V161H147ZM150 160V159H149ZM148 160V161H149ZM186 160V162L188 163L189 166H191V169L188 170H192L190 175H184V167L182 166L183 162ZM220 160V159H219ZM225 160H226V156H225ZM229 160V159H228ZM242 160V159H241ZM245 160V159H244ZM65 160H63L64 162ZM78 161H81L80 159ZM137 162V160H135ZM152 161V159H151ZM214 161V160H213ZM224 160L222 159L221 162H223ZM243 161V160H242ZM62 162V161H61ZM70 162V161H69ZM82 162V161H81ZM127 162V161H126ZM130 162V161H129ZM135 162V163H136ZM144 162V161H143ZM207 162V161H206ZM205 162V163H206ZM228 162V161H227ZM244 162V161H243ZM246 162V161H245ZM248 162V163H250ZM66 163V162H65ZM72 163V162H71ZM133 163V162H132ZM131 163V164H132ZM149 163V162H147ZM204 163V164H205ZM214 163V162H213ZM217 163V162H216ZM225 163V161L223 162ZM64 164V163H63ZM81 165L83 164L80 163ZM123 164V163H122ZM126 164V163H125ZM146 164V163H145ZM222 164V163H221ZM230 164V162H229ZM232 164V163H231ZM247 164V163H246ZM58 165H60L58 163ZM62 165V164H61ZM77 165V164H75ZM134 165V164H133ZM136 165V164H135ZM149 165V164H148ZM153 165V164H151ZM156 165V164H155ZM158 165V164H157ZM186 165V166H188ZM207 165V164H206ZM217 165V164H216ZM228 165V164H227ZM225 165V166H227ZM239 165V164H237ZM79 166V165H78ZM78 166H76L77 168H79ZM213 166V165H212ZM229 166V165H228ZM232 166V165H231ZM230 166V167H231ZM236 166V165H234ZM244 166V165H243ZM242 166V168H243ZM62 167V166H61ZM74 167V166H73ZM205 167V166H204ZM224 167V165H223ZM229 167V168H230ZM47 168V170H46ZM72 168V165H71ZM76 168V170H77ZM127 168V167H125ZM136 168V167H135ZM134 168V169H135ZM141 168V167H140ZM139 168V169H140ZM150 168V167H149ZM190 168V167H189ZM203 168V167H202ZM208 168V167H207ZM211 168V166H210ZM209 168V169H210ZM220 168V165H219ZM222 168V166H221ZM220 168V169H221ZM228 168V167H227ZM50 169V170H48ZM148 169V168H147ZM152 169V168H151ZM232 169V168H231ZM239 169V167H238ZM25 170H28L29 172H25ZM74 170V169H73ZM81 169H79L80 171ZM138 170V169H137ZM146 170V169H145ZM155 170V168H154ZM187 170V168H186ZM211 170V169H210ZM224 170V169H222ZM234 170V169H233ZM231 170V171H233ZM243 170V169H242ZM249 170V168H248ZM72 170L69 169V172H71ZM147 171V170H146ZM149 171V170H148ZM147 171V172H148ZM213 171V170H212ZM229 171V170H228ZM237 171V170H236ZM241 171V170H240ZM129 172V171H128ZM219 172V171H218ZM227 172V169H226ZM239 172V171H238ZM249 172V171H247ZM246 172V173H247ZM25 174L28 176V178L31 180L30 183H32V187L30 188L29 186L23 184V183H17L16 177H19V174ZM27 173V174H26ZM65 173V172H64ZM73 174L75 172H72ZM71 173V174H72ZM79 173V172H77ZM141 173V170H140ZM144 173V172H143ZM142 173V174H143ZM149 173V172H148ZM147 173V175H148ZM212 173V172H211ZM223 175V172H221ZM231 173V172H230ZM235 173V170H234ZM241 173V172H240ZM239 173V174H240ZM245 173V175H246ZM54 174V173H53ZM62 174V173H61ZM60 174V175H61ZM68 174V173H67ZM82 174V173H81ZM199 174V175H198ZM204 174V173H202ZM213 174V173H212ZM249 174V173H248ZM253 174V173H252ZM78 175V174H77ZM135 175V174H134ZM139 175V173H138ZM141 175V174H140ZM146 175V176H147ZM198 175V176H197ZM233 175V174H232ZM236 175V174H235ZM70 176V175H69ZM75 177V175H73ZM83 176V175H82ZM85 176V175H84ZM83 176V178H84ZM127 176V175H126ZM143 176V175H142ZM142 176H139L140 178ZM151 176V175H150ZM206 176V175H205ZM215 176V175H214ZM218 177V174L216 175ZM226 176V175H225ZM224 176V177H225ZM237 176V175H236ZM234 176V177H236ZM251 176V175H250ZM249 176V177H250ZM255 176V177H256ZM21 177V176H20ZM23 177V176H22ZM26 177V176H25ZM72 177V176H71ZM73 177V178H74ZM77 177V176H76ZM88 177V176H87ZM90 177V176H89ZM138 177V176H137ZM138 177V178H139ZM202 177V176H201ZM227 177H229L230 179V174ZM226 177V178H227ZM239 177V176H238ZM256 177V178H257ZM98 178V177H96ZM130 178V177H129ZM144 178V177H142ZM147 178V177H146ZM150 178V177H149ZM200 178V177H199ZM203 178V177H202ZM201 178V179H202ZM222 178V177H221ZM233 178V177H231ZM244 178V177H243ZM241 178V179H243ZM247 178V176H246ZM245 180H248L246 179ZM55 179H58L57 177ZM148 179V178H147ZM152 179V178H151ZM206 179V178H205ZM223 179V178H222ZM264 179V178H263ZM25 179H22V181ZM73 180V179H72ZM149 180V179H148ZM224 180L226 181V179L224 178ZM234 180V179H233ZM237 180V179H236ZM235 180V182H237ZM257 180V179H256ZM254 180V181H256ZM259 180V179H258ZM91 181V180H90ZM144 181V180H143ZM147 181V180H145ZM213 181V180H212ZM215 181V180H214ZM225 181H222V183L220 184L222 187V190H226V192L229 193L230 190H228V183H226ZM228 181V179H227ZM232 181V180H230ZM243 181V180H242ZM253 181V180H252ZM262 183L263 180H261ZM24 182V181H23ZM28 182V184H29ZM150 182V181H149ZM204 182V181H203ZM219 182V181H218ZM216 182V183H218ZM241 183V181H238ZM237 182V183H238ZM245 182V181H244ZM260 182V180H259ZM64 183V182H63ZM150 183V184H151ZM200 183V182H199ZM202 183V181H201ZM208 183V182H207ZM206 183V185H207ZM210 183V182H209ZM215 183V182H214ZM230 183V182H229ZM233 183V182H232ZM239 183V184H240ZM243 183V182H242ZM252 183V182H251ZM27 184V183H26ZM105 184V183H104ZM199 188L200 192L197 190L194 192L195 194L189 195L190 193V189H193L192 187L194 186ZM205 184V183H204ZM219 184V183H218ZM234 184V183H233ZM232 184V185H233ZM248 184V183H247ZM109 185V184H108ZM131 185V184H130ZM133 185V184H132ZM131 185V186H132ZM149 185V183H148ZM200 185V184H199ZM217 185V184H216ZM245 184H243L244 186ZM142 186V185H141ZM146 186V185H145ZM238 186V185H237ZM242 186V185H241ZM246 186V185H245ZM254 186V184H253ZM133 187V186H132ZM137 187V186H135ZM147 187V186H146ZM211 187V186H209ZM255 187V186H254ZM252 187V189L254 188ZM43 188H45L43 190ZM70 188V187H69ZM143 188V187H142ZM204 188V187H203ZM206 188V187H205ZM213 188V187H212ZM218 188V187H217ZM239 188L240 187H236ZM249 188V186H248ZM264 188V187H263ZM262 188V189H263ZM112 189V188H111ZM121 189V188H120ZM131 189V188H130ZM216 188H213V191ZM246 189V188H245ZM259 189V188H258ZM119 190V189H118ZM133 190V189H132ZM141 190V189H140ZM151 190V189H150ZM204 190V189H203ZM228 190V191H227ZM242 190V189H241ZM16 191V194L14 195L13 192ZM47 191H49L51 194V198H48L47 196ZM146 191V190H144ZM212 191V192H213ZM244 190H242L243 192ZM257 191V190H256ZM261 191V190H260ZM46 192V193H45ZM252 192V191H251ZM134 193V192H133ZM149 193V192H148ZM152 193V192H151ZM215 194H219L214 192ZM222 193V192H221ZM232 193V192H231ZM248 193V194H249ZM258 193V192H256ZM70 194V193H68ZM136 194V193H135ZM145 194V193H143ZM154 194V195H155ZM213 194V193H212ZM230 194V193H229ZM264 194V193H263ZM148 195V194H147ZM146 197L148 198L149 195ZM153 195V196H154ZM214 195V194H213ZM221 195V194H219ZM227 195V194H226ZM257 195V194H256ZM259 195V194H258ZM71 196V195H70ZM134 196V195H133ZM223 196V195H221ZM229 196V195H228ZM144 197V196H142ZM152 197V196H151ZM150 197V198H151ZM259 197V196H257ZM256 197V198H257ZM262 197V195H261ZM150 198L149 201H150ZM156 198V197H155ZM226 198H228L226 196ZM233 198V199H234ZM77 199V198H76ZM223 200V198H221ZM259 199V198H258ZM157 200V199H156ZM261 200V199H260ZM70 201V200H69ZM152 201V199H151ZM264 201V199H263ZM46 202H48L46 204ZM224 202H226V200H224ZM75 203V202H74ZM89 203V202H88ZM155 203V202H154ZM213 203V201H212ZM221 203V202H220ZM261 203V202H260ZM157 204V203H156ZM214 204V203H213ZM264 204V203H263ZM90 205V204H89ZM152 205V204H151ZM154 205V204H153ZM210 205H212L210 203ZM72 206V205H71ZM149 206V205H148ZM70 207V206H69ZM88 207V206H87ZM90 207V206H89ZM155 207V211L156 210V206ZM235 207V206H234ZM153 208V207H152ZM214 208V207H213ZM237 208V206H236ZM72 209V207H71ZM86 209V208H84ZM83 209V210H84ZM89 209V208H88ZM92 209V208H91ZM238 209V208H237ZM47 210V209H46ZM73 210V209H72ZM75 210V209H74ZM73 210V211H74ZM219 210V209H218ZM236 210V209H235ZM241 210V212H240ZM82 211V210H81ZM95 211V210H94ZM157 211V212H158ZM48 212V211H47ZM46 212V213H47ZM50 212V211H49ZM70 212V211H69ZM77 212V211H76ZM80 212V211H79ZM156 212V213H157ZM159 212V213H160ZM264 212V211H263ZM52 213V212H50ZM50 213H48L47 215H51ZM75 213V212H74ZM83 213V212H82ZM164 215H166L167 213L162 212ZM32 214V213H31ZM72 214V213H71ZM81 214V213H80ZM109 214V213H108ZM161 214V213H160ZM167 214V215H168ZM42 215V216H43ZM99 215V214H98ZM97 215V216H98ZM166 215V217H167ZM264 215V214H263ZM36 216V215H35ZM74 216V215H72ZM77 216V213H76ZM155 217V215H153ZM163 216V215H161ZM215 217V214L213 215ZM218 216V215H217ZM33 217V216H32ZM31 217V218H32ZM37 217V216H36ZM46 216H44L43 218H45ZM68 217V219H67ZM213 217V218H214ZM34 218V217H33ZM42 218V217H41ZM51 218V216H50ZM78 218L80 219L79 215ZM100 218V217H97ZM159 218V217H158ZM164 218V217H163ZM160 217V219H163ZM222 218V219H223ZM37 219V218H36ZM40 219V218H38ZM49 219V218H48ZM46 220L48 222H50L49 220ZM74 219V218H73ZM156 219V218H155ZM167 219V218H165ZM163 221H166V220ZM220 219V218H218ZM222 219L220 221H222ZM44 220V219H43ZM136 220V219H135ZM174 220L172 221V223L174 222ZM7 221H11L12 223H8ZM74 221V220H73ZM105 221V220H104ZM115 221V220H114ZM121 221V220H120ZM129 221V220H128ZM155 221V220H153ZM159 221V220H158ZM162 221V220H160ZM171 221V220H170ZM80 222V223H81ZM102 222V221H101ZM136 222V221H135ZM134 222V223H135ZM42 223V222H41ZM51 223V222H50ZM110 224V222H108ZM138 222H136L135 224H137ZM151 223V222H150ZM155 223V222H154ZM162 223V222H161ZM214 223V222H212ZM217 224H219L218 222H216ZM223 223V222H222ZM25 224H27L25 222ZM45 224V223H44ZM105 224H107L105 222ZM104 224V225H105ZM129 224V222H128ZM131 224V223H130ZM133 224V223H132ZM153 224V223H152ZM160 224V223H159ZM158 224V225H159ZM227 224V225H228ZM51 225V224H50ZM72 225V224H71ZM134 225V224H133ZM151 225V224H150ZM156 225V224H155ZM163 225V224H162ZM216 225V224H215ZM224 225V224H222ZM30 226V225H29ZM46 226V225H45ZM74 226V225H73ZM103 225H100V228ZM107 226V225H106ZM105 226V227H106ZM112 226V224H111ZM110 226V227H111ZM117 226V225H116ZM141 226V225H140ZM154 226V225H153ZM174 226V225H173ZM172 226V227H173ZM177 226V225H176ZM54 227V228H55ZM78 227V226H76ZM109 227V228H110ZM135 227V225L133 226ZM149 227V226H148ZM156 227V226H155ZM159 227V226H157ZM225 225L222 227L224 228ZM136 228V227H135ZM154 228V227H153ZM150 227V229L148 230V232H150L151 229H153ZM175 228V227H174ZM216 228V226H215ZM49 229V228H48ZM68 229V230H67ZM104 229V228H103ZM130 229V228H129ZM138 229V228H137ZM176 229V228H175ZM217 229V228H216ZM45 230V228H44ZM76 230V229H75ZM79 230V229H78ZM100 230V229H99ZM143 231V229H141ZM146 230V231H147ZM154 230V229H153ZM151 230V231H153ZM158 230V229H157ZM15 231V230H14ZM67 231H69L68 235H67ZM101 231V230H100ZM106 232H108L107 230H104ZM104 231H101L102 234ZM137 231V230H136ZM160 231V229H159ZM176 231V230H175ZM222 231V230H221ZM34 232V231H33ZM50 232V231H49ZM130 232V231H129ZM145 232V233H148ZM31 233V232H30ZM54 233V232H53ZM138 233V232H137ZM143 233V232H142ZM141 233V234H142ZM144 233V234H145ZM152 233V232H151ZM179 233V232H178ZM3 234H6L5 238L3 237ZM100 234V233H99ZM155 234V233H154ZM158 234V233H157ZM181 234V233H180ZM37 235V234H36ZM56 235V234H55ZM107 235V233H106ZM105 235V236H106ZM131 235V234H130ZM140 235V232L139 234ZM30 236V235H29ZM104 236V235H103ZM104 236V237H105ZM146 236V234H145ZM147 236H150L147 235ZM153 236V234H152ZM179 238L181 235H178ZM36 236H34L35 238ZM60 237V238H61ZM136 237V236H135ZM139 237V236H138ZM151 237V236H150ZM154 237V236H153ZM156 237V236H155ZM16 238L19 239V237L16 236ZM24 238V237H23ZM102 238V239H101ZM131 238V237H130ZM141 238V237H139ZM138 238V240H139ZM143 238V237H142ZM207 239L208 241V245L207 243H205V239ZM42 239V238H41ZM45 239V238H44ZM62 239V240H63ZM113 239V240H114ZM118 239V238H116ZM144 239V238H143ZM20 240V239H19ZM30 240V239H29ZM27 238L25 239V249L26 252L28 253V256H25L26 258V263L28 264H38L39 262L41 263V261H39V257L41 255H43V253L41 252V250H38L36 247H33L31 245H34L35 239L30 242ZM39 240V239H38ZM57 240V239H56ZM122 240V239H121ZM18 241V240H17ZM37 241V240H36ZM60 241V240H59ZM128 241V240H127ZM137 241V240H136ZM159 241V240H158ZM45 242V240H44ZM48 242H50L48 240ZM122 242V241H121ZM132 242V241H131ZM30 243H32L30 245ZM39 245H43V243L40 244V242H38ZM52 243V242H51ZM54 244H56V242H53ZM58 243V242H57ZM134 243V242H133ZM166 243V242H165ZM183 243V242H182ZM229 243V242H228ZM45 244V243H44ZM47 244V243H46ZM45 244V245H46ZM178 243H175V245ZM181 244V243H180ZM227 244V242H226ZM20 245V244H19ZM38 245V244H37ZM38 245V246H39ZM49 245V244H48ZM47 245V246H48ZM141 245V244H140ZM183 245V244H182ZM224 245V244H223ZM21 246V245H20ZM18 246V247H20ZM36 246V244H35ZM37 246V247H38ZM53 246V245H52ZM56 245H54L55 247ZM66 246V247H65ZM131 246V244H130ZM173 246V245H172ZM177 246V245H176ZM175 246V247H176ZM179 246V245H178ZM186 246V247H188ZM227 246V245H225ZM231 246V245H230ZM17 247V246H16ZM43 247V246H42ZM41 247V249H42ZM49 247H51V245H49ZM132 247V246H131ZM134 247H136L134 245ZM185 247V246H184ZM233 247V245H232ZM53 248V247H52ZM51 248V249H52ZM139 248V247H138ZM157 248V247H156ZM220 248V247H219ZM234 248V247H233ZM237 248V247H236ZM18 249V248H16ZM40 249V247H39ZM44 249V248H43ZM42 249V251H43ZM54 249V248H53ZM70 249V248H69ZM158 249V248H157ZM160 249V248H159ZM180 249V248H179ZM187 250V248H185ZM223 249V248H221ZM238 249V248H237ZM22 250V249H21ZM50 250V249H49ZM111 250V251H110ZM174 252V249H172ZM218 250V249H217ZM229 250V249H228ZM236 250V249H233ZM46 251V250H45ZM54 251V250H53ZM52 251V252H53ZM73 251V250H72ZM155 251H157L155 249ZM171 251V250H170ZM214 251V249H213ZM224 251V250H223ZM222 251V253H223ZM230 251V250H229ZM65 252V251H64ZM139 252V251H138ZM226 252V251H225ZM232 252V251H230ZM229 252V253H230ZM241 252V251H240ZM49 253V252H48ZM73 255V252H71ZM159 253V252H158ZM160 253H163L160 252ZM215 253V254H214ZM233 253V252H232ZM65 254V253H64ZM67 254V251H66ZM227 254V253H226ZM15 255V256H14ZM50 255H52L50 253ZM54 255V253H53ZM229 255V254H228ZM231 255V253H230ZM233 255V254H232ZM14 256V257H13ZM66 256V255H65ZM143 257V255H142ZM232 257V256H231ZM43 258V257H40ZM45 258V257H44ZM74 258V256H73ZM74 258V259H75ZM147 258V257H146ZM184 258V256H183ZM24 259V258H23ZM22 259V260H23ZM73 259V260H74ZM42 260V259H40ZM64 260V259H63ZM108 260V261H107ZM46 261V260H45ZM48 261V260H47ZM43 262V261H42ZM75 262V261H74ZM44 263V262H43ZM66 263V262H65ZM69 263V262H68ZM74 264V263H73ZM77 264V262L75 263ZM227 264V263H226Z\"/></svg>",
	"mask_w": 264,
	"mask_h": 264
}]
</instances>
